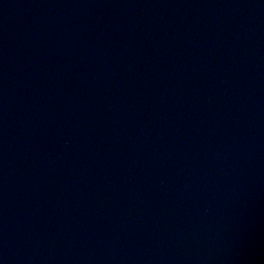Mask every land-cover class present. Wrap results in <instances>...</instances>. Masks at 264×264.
Returning a JSON list of instances; mask_svg holds the SVG:
<instances>
[{
  "label": "water",
  "instance_id": "water-1",
  "mask_svg": "<svg viewBox=\"0 0 264 264\" xmlns=\"http://www.w3.org/2000/svg\"><path fill=\"white\" fill-rule=\"evenodd\" d=\"M0 264H264V0H0Z\"/></svg>",
  "mask_w": 264,
  "mask_h": 264
}]
</instances>
